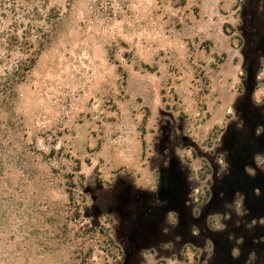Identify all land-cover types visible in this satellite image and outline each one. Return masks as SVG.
Wrapping results in <instances>:
<instances>
[{
  "label": "rangeland",
  "instance_id": "obj_1",
  "mask_svg": "<svg viewBox=\"0 0 264 264\" xmlns=\"http://www.w3.org/2000/svg\"><path fill=\"white\" fill-rule=\"evenodd\" d=\"M262 34L264 0H0V264H264L236 181L198 202L264 142Z\"/></svg>",
  "mask_w": 264,
  "mask_h": 264
},
{
  "label": "flooded vegetation",
  "instance_id": "obj_2",
  "mask_svg": "<svg viewBox=\"0 0 264 264\" xmlns=\"http://www.w3.org/2000/svg\"><path fill=\"white\" fill-rule=\"evenodd\" d=\"M260 38L262 39V42L260 40L259 45L262 44L264 45V34H262ZM263 47L264 46H262V48ZM261 71L262 68L260 67V72ZM262 102L264 103V99ZM238 128H239L238 129L239 132L242 134V138L240 136V140L237 142L238 144L236 146L235 144L228 146V148L231 151V154L227 155V159L230 160L231 166H229L228 169L225 171L226 173L222 175L221 178L222 183L213 186L212 189L209 188L204 196L199 195L198 199H200V201L198 202L203 204L206 203L209 200V198L212 196V191L216 190L217 186H219V189L223 191L222 197H224V199H227L229 197V192L232 188L230 186V182L236 181V183L233 185L234 188L238 190V193H242L241 197H243V199L245 198L244 199L245 205L250 206V209L245 211L244 218L247 219V222L250 219H255L254 221L255 224L252 227V229H248V231L253 230L252 232L253 237H251V235H243L244 239L242 244L240 245L241 256H242L244 255L246 248L247 249H250L252 247L257 249L260 247L264 248V239L263 238L261 239V237H259V235L264 234V224H260V220L262 219V217H264V172L263 174L261 173L260 166H258L256 160H254V155H255L254 153L258 151H264V142L258 144L257 142L258 137L255 132L254 133L250 131L246 132L244 126ZM236 151L238 152L237 155L240 156L239 158L243 162V164L253 165L252 170L255 176L250 177L246 173V170L239 169V167L238 168L235 167V163L237 160L233 157L232 152H236ZM159 181H160L159 189L155 191V193H153L151 196H153L157 202L161 203L160 207L163 206L175 207L176 205L178 206L179 198L189 187L186 183L185 178L182 176L180 177L179 172L174 170L172 171L169 170L167 167H164L161 169V173L159 174ZM237 182H239V184ZM238 193H236L235 196H237ZM145 196L148 197L149 194L146 193ZM249 199L253 201V204L249 203ZM148 212L149 214L151 212V214L147 215V218L153 219L154 218V215H152L153 212L152 211H148ZM189 220L191 225L197 223V218L194 216H190ZM254 237L256 239H253ZM191 246L192 248L195 249L196 252V247H194V245L189 243L184 246V249L187 247L191 249Z\"/></svg>",
  "mask_w": 264,
  "mask_h": 264
}]
</instances>
